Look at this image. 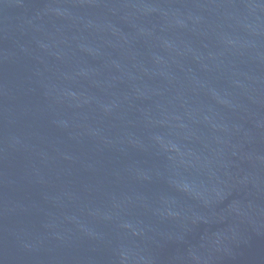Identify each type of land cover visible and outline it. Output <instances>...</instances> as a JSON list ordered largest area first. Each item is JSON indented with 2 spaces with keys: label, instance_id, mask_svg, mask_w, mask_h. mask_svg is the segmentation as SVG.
I'll use <instances>...</instances> for the list:
<instances>
[{
  "label": "water",
  "instance_id": "obj_1",
  "mask_svg": "<svg viewBox=\"0 0 264 264\" xmlns=\"http://www.w3.org/2000/svg\"><path fill=\"white\" fill-rule=\"evenodd\" d=\"M0 264H264V0H0Z\"/></svg>",
  "mask_w": 264,
  "mask_h": 264
}]
</instances>
